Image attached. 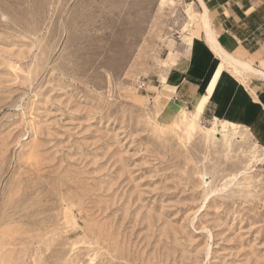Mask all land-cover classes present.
<instances>
[{"label": "rangeland", "instance_id": "374dc122", "mask_svg": "<svg viewBox=\"0 0 264 264\" xmlns=\"http://www.w3.org/2000/svg\"><path fill=\"white\" fill-rule=\"evenodd\" d=\"M201 26L191 0H0V264H264V149L147 94Z\"/></svg>", "mask_w": 264, "mask_h": 264}, {"label": "crops", "instance_id": "0c3cea01", "mask_svg": "<svg viewBox=\"0 0 264 264\" xmlns=\"http://www.w3.org/2000/svg\"><path fill=\"white\" fill-rule=\"evenodd\" d=\"M191 2L199 6L203 37L181 69L164 79L170 93L147 91L152 107H159L156 117L167 125L185 108L198 113L196 120L205 116L247 129L264 149V38L252 37L261 25L247 28L251 1ZM233 61L242 64L237 71Z\"/></svg>", "mask_w": 264, "mask_h": 264}, {"label": "bare ground", "instance_id": "6f19581e", "mask_svg": "<svg viewBox=\"0 0 264 264\" xmlns=\"http://www.w3.org/2000/svg\"><path fill=\"white\" fill-rule=\"evenodd\" d=\"M205 27H207V26H205ZM234 63H235V65H233V69H234V71H237V69L238 68H236V66H242V64L241 63H238V62H235V61H233ZM240 70V69H239ZM197 112L196 113H192V114H190V117H189V121H188V125H194L195 123H196V118H197ZM184 118V117H183ZM183 120V119H182ZM187 120H188V118H187ZM185 123V122H184ZM183 123V124H184ZM216 126V125H215ZM216 128V127H215ZM212 129V128H211Z\"/></svg>", "mask_w": 264, "mask_h": 264}, {"label": "built area", "instance_id": "2783aa9c", "mask_svg": "<svg viewBox=\"0 0 264 264\" xmlns=\"http://www.w3.org/2000/svg\"><path fill=\"white\" fill-rule=\"evenodd\" d=\"M145 87H146L145 82H144V81H140V82H139V85H138V88L144 90Z\"/></svg>", "mask_w": 264, "mask_h": 264}]
</instances>
